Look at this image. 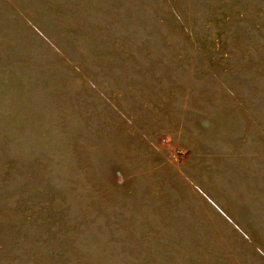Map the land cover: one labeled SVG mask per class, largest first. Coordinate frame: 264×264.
<instances>
[{
    "label": "rangeland",
    "instance_id": "rangeland-1",
    "mask_svg": "<svg viewBox=\"0 0 264 264\" xmlns=\"http://www.w3.org/2000/svg\"><path fill=\"white\" fill-rule=\"evenodd\" d=\"M0 264H264V0H0Z\"/></svg>",
    "mask_w": 264,
    "mask_h": 264
}]
</instances>
